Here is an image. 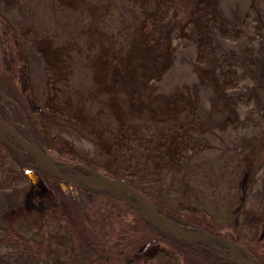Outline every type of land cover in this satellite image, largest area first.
Segmentation results:
<instances>
[{"label":"rangeland","instance_id":"374dc122","mask_svg":"<svg viewBox=\"0 0 264 264\" xmlns=\"http://www.w3.org/2000/svg\"><path fill=\"white\" fill-rule=\"evenodd\" d=\"M224 1L0 0V91L52 157L264 264V5ZM190 46L195 80L165 87ZM19 164L0 141V264H238Z\"/></svg>","mask_w":264,"mask_h":264},{"label":"water","instance_id":"95a60500","mask_svg":"<svg viewBox=\"0 0 264 264\" xmlns=\"http://www.w3.org/2000/svg\"><path fill=\"white\" fill-rule=\"evenodd\" d=\"M0 97L2 100H6L1 92ZM4 135L11 137L15 145L35 161L40 171L59 180L74 184L76 187L83 190L107 195L120 200L126 206L133 208L138 215L151 226L164 231L187 245L200 243L209 246L210 243H213L219 246V249H217L218 251L223 249V251L232 256L238 264H259L246 249L225 237L211 235L203 230L193 229L192 226L186 228L164 218L161 215V210H159L151 200L123 181L110 179L85 166L80 167L91 174L90 176H84L73 172V165L52 159L43 149L29 142L30 138L24 140L15 133L12 126L0 117V141L8 144ZM17 147L13 146L14 149Z\"/></svg>","mask_w":264,"mask_h":264},{"label":"flooded vegetation","instance_id":"af4514ba","mask_svg":"<svg viewBox=\"0 0 264 264\" xmlns=\"http://www.w3.org/2000/svg\"><path fill=\"white\" fill-rule=\"evenodd\" d=\"M1 92V91H0ZM4 97L6 98V100H2L1 97H0V100H1V109H0V117L5 121L7 122L9 125L12 126L13 130L15 133H17L20 137H22L24 140H27V138H30L29 142H31L33 145L43 149L52 159L58 161V162H63V163H67V164H70V165H73L74 168H73V172L77 173V174H80V175H84V176H90L91 174L87 173L86 171H84L80 166V164H75V163H71V162H66V161H63V160H58L54 157H52L48 152L47 150H45L41 145H39V143L35 142L31 135L28 133V131H21L20 128L18 127V125H16V123L13 121L12 119V116H11V113L9 112V110L7 109V106L8 104L9 105H13V102L4 95ZM14 106V105H13ZM15 109L21 114V111L17 109L16 106H14ZM24 127L25 126V123H23ZM20 131L24 134V136H22L20 134ZM4 138L7 140L8 144L6 143H3L1 142L5 147L9 148V151L13 154L14 158L19 160L20 164L22 167L24 168H27L26 170H28L29 173H27V175H30V178L32 180H34L35 178H33L34 176L33 175H49L47 173H44L42 171H40L38 168H37V164L35 163V161L30 158L22 149H20L19 147H17L15 145V142L13 141V139L7 135H4ZM13 146L17 147L16 149L13 148ZM82 166H85V165H82ZM87 167V166H85ZM88 168V167H87ZM59 180V179H58ZM35 181V180H34ZM60 181V180H59ZM64 182V181H63ZM65 183H68L69 185L73 186L75 189H78L80 191H83V192H89V191H86V190H83L81 188H78L76 187L74 184H71L69 182H65ZM91 193V191H90ZM94 193V192H92ZM147 198V197H146ZM150 200V199H149ZM153 202V201H152ZM154 203V202H153ZM155 204V203H154ZM156 205V204H155ZM157 206V205H156ZM158 207V206H157ZM159 210H161L162 212V215L166 216L168 218V220L178 224V225H181V226H184L186 228H190V226L193 227V229H201V227L199 226H196V225H193V224H188V223H185V222H176V218L173 217V216H170V215H167L161 208L158 207ZM138 215V214H137ZM138 217L140 219H142L139 215ZM143 220V219H142ZM145 223L149 224L148 222L144 221ZM190 225V226H189ZM204 231V230H203ZM212 235V234H211ZM188 247H196L198 248L199 250H203L205 253H208L212 256H216V257H219L220 254H224V255H228L230 256L229 254H227L226 252L223 251V249L221 250H217L219 249V246L213 244V243H210L209 246H206V245H203V244H194V245H190Z\"/></svg>","mask_w":264,"mask_h":264},{"label":"bare ground","instance_id":"6f19581e","mask_svg":"<svg viewBox=\"0 0 264 264\" xmlns=\"http://www.w3.org/2000/svg\"><path fill=\"white\" fill-rule=\"evenodd\" d=\"M243 0H225L224 4L225 5H230L233 7L234 10H236L238 7H240V4ZM247 5L249 3V0H245ZM259 4L264 5V0H259ZM246 7V6H244ZM262 12L264 14V7H262ZM193 47H189L186 50L179 49L176 57V62L175 65L171 68L170 72L166 74L164 78V86L168 87L173 85L174 83H180L183 81L190 82L192 83L195 80V76L192 72V68L189 65L188 62H183V58H188V53L187 52H192ZM201 95L204 100H207L209 97V91L207 89H201ZM232 137V133H226L224 134V138L226 140H230ZM208 153L203 154L202 156H207ZM259 177L258 183L255 185V189L258 191V193H261L263 190V181L264 177L262 175H257Z\"/></svg>","mask_w":264,"mask_h":264},{"label":"trees","instance_id":"16d2710c","mask_svg":"<svg viewBox=\"0 0 264 264\" xmlns=\"http://www.w3.org/2000/svg\"><path fill=\"white\" fill-rule=\"evenodd\" d=\"M13 108L15 109V107L13 106Z\"/></svg>","mask_w":264,"mask_h":264}]
</instances>
